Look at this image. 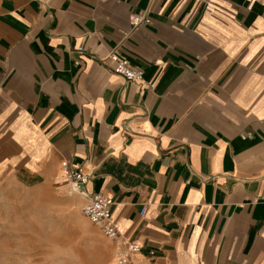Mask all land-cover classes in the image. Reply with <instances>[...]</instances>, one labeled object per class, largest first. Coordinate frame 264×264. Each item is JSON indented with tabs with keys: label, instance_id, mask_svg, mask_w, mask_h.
I'll return each instance as SVG.
<instances>
[{
	"label": "crops",
	"instance_id": "obj_1",
	"mask_svg": "<svg viewBox=\"0 0 264 264\" xmlns=\"http://www.w3.org/2000/svg\"><path fill=\"white\" fill-rule=\"evenodd\" d=\"M0 146L113 201L107 264H264V0H0Z\"/></svg>",
	"mask_w": 264,
	"mask_h": 264
},
{
	"label": "rangeland",
	"instance_id": "obj_2",
	"mask_svg": "<svg viewBox=\"0 0 264 264\" xmlns=\"http://www.w3.org/2000/svg\"><path fill=\"white\" fill-rule=\"evenodd\" d=\"M0 146V264H107L109 241L85 202L42 180Z\"/></svg>",
	"mask_w": 264,
	"mask_h": 264
},
{
	"label": "built area",
	"instance_id": "obj_3",
	"mask_svg": "<svg viewBox=\"0 0 264 264\" xmlns=\"http://www.w3.org/2000/svg\"><path fill=\"white\" fill-rule=\"evenodd\" d=\"M149 22V18L144 14L132 13L129 16V23L132 28L141 24H149ZM81 50L82 48L79 47L78 51ZM108 60V70L111 73L123 78L126 82L138 83L142 81V71L132 68L124 58L112 53L109 55ZM60 169L64 182L68 186V194L78 193L80 195H85L84 187L89 180V176L83 172L82 168L73 166L67 161H62L60 163ZM112 205L113 201L110 198L102 194H95L87 199L82 209L83 216L94 225L108 241H115L120 238L119 232L111 217ZM145 212V207H142L140 215L143 216ZM122 245L124 246V250L113 251V258L116 264H128L131 256L138 253L140 250L139 244L126 239H122Z\"/></svg>",
	"mask_w": 264,
	"mask_h": 264
}]
</instances>
